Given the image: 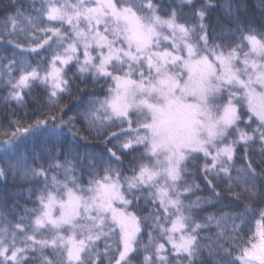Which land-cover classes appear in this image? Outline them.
Here are the masks:
<instances>
[{
  "label": "snow or ice",
  "instance_id": "6c2138e0",
  "mask_svg": "<svg viewBox=\"0 0 264 264\" xmlns=\"http://www.w3.org/2000/svg\"><path fill=\"white\" fill-rule=\"evenodd\" d=\"M185 4L193 10L157 0L5 6L4 103L26 107L35 86L52 111L0 127L7 170L33 185V207L14 225L0 215V264H264V12L254 26L240 0ZM215 7L235 25L227 36L205 22ZM89 77L107 85L102 97L78 88L86 100L60 104L73 79ZM84 131L106 154L75 150ZM129 152L138 155L126 175L115 165ZM197 174L206 188L189 180Z\"/></svg>",
  "mask_w": 264,
  "mask_h": 264
},
{
  "label": "trees",
  "instance_id": "16d2710c",
  "mask_svg": "<svg viewBox=\"0 0 264 264\" xmlns=\"http://www.w3.org/2000/svg\"><path fill=\"white\" fill-rule=\"evenodd\" d=\"M22 3H24L26 6L31 4V0H21ZM157 2L160 4L161 8L165 11H170L172 7H177L178 10H180L182 13H188L192 11L193 9L190 8L188 5H184L182 8H180L181 0H157ZM206 0H195V7H199L201 4H204ZM213 5H219L222 0H211ZM242 4L246 6V10H243L241 12V20L244 22V24H247L248 22H253L254 26H258L259 22L262 19V12L264 10L261 9L260 5L264 3V0H240ZM12 3V0H0V19L3 18L5 15L4 8L6 5H9ZM38 6V4H37ZM9 11H12V9H9ZM163 14V12H162ZM207 24H209L210 31L212 28H215V33L217 35H220L222 30L224 35H229L228 29H232L235 27L234 24L229 23V21L224 18L223 13L219 10L218 7L213 8L210 13L208 19L205 21ZM238 35V34H237ZM12 47L7 45L6 43L0 42V55H7L9 58H11L12 55ZM4 63H7L5 60ZM18 75V73H17ZM71 75V73H69ZM87 88V91L89 93H95L97 96L102 97L105 94V91L107 89L106 84H96L93 85L91 83V78L89 77V80L86 84H81L79 80L73 79L72 82V96L69 97L65 95L61 100L60 104H67L70 107L75 103V100L77 97L84 95L85 100L87 99V96L83 93H80L77 91L78 88ZM103 89V90H102ZM8 89L0 87V127L8 128L11 130L15 127V125H11V128H9L10 122L14 119L22 118L26 122L30 120H35L38 115H40L41 112L48 113L49 111H52V109L49 108L47 105L46 100V94L43 92V90L39 87H33L30 93H27L25 96V102L26 107H18L14 102L11 104L4 103V97L7 95ZM39 98V99H34ZM43 105V107H41ZM36 112L35 115H33V112ZM13 112H15V116H13ZM27 114V115H25ZM58 116L60 113L57 111L56 113ZM74 113L72 111L66 112L64 114V118L67 119L68 116L73 115ZM78 127H83L79 122H77ZM115 130V129H111ZM85 136H88V140H78V142L74 145L75 150H78L81 153H88V154H95L97 156H100L102 154H106L107 149L103 146L104 140L103 138H96L95 133H92L91 135L88 134V132L84 131L82 133ZM118 141L113 140L112 143L108 145V147H112L113 144H117ZM36 147L37 151L40 150V142L36 141ZM3 149L0 148V153H2ZM142 151V149H141ZM27 155L29 157V163L32 164L31 157L33 155L31 151V143L29 144V149L27 152ZM138 153L135 152H129L126 157L124 158L122 165H115L116 167H122L125 169V174L130 175L131 173L127 171L130 169L133 165V158L137 156ZM240 156L243 155V149L240 150V153L238 154ZM63 157H61L62 159ZM253 160H258L259 157L256 155H253ZM14 162V161H13ZM49 161L47 159H43L41 161L36 162L33 166H38L39 163H44L47 165ZM241 163H244L241 160L236 161L237 167L241 165ZM255 166V165H254ZM0 167H5L6 174L4 176H0V215H4L7 217V220L10 221L13 225L16 222V217L24 214V208H32L33 204L31 203V200L29 199V189L33 187L28 182H25L19 174L15 178H13V175L11 171L7 170V166L4 162V159L0 157ZM193 172L195 169H190ZM87 174L84 176V181L87 182ZM189 180H195L197 183H200L201 188H206V185L204 184L202 175H195L193 177H189ZM196 195L198 196H207V191L197 192ZM225 195H227L225 193ZM192 199H195V197H192ZM15 205V207H13ZM254 208L260 207L258 204H253ZM147 214V213H143ZM201 215H204V213H201ZM247 228H245V231ZM148 231L149 229L146 227L144 229V236L143 239L146 242L148 239ZM216 229L213 228L211 230V233H215ZM211 233H201V235H210ZM228 245L226 244L225 247ZM100 247H103V242H101ZM233 255L235 256L236 253L234 252Z\"/></svg>",
  "mask_w": 264,
  "mask_h": 264
}]
</instances>
